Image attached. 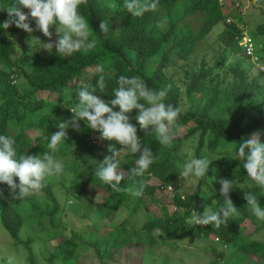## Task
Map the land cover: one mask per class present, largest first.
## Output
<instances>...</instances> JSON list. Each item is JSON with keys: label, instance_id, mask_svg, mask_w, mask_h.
Instances as JSON below:
<instances>
[{"label": "trees", "instance_id": "obj_1", "mask_svg": "<svg viewBox=\"0 0 264 264\" xmlns=\"http://www.w3.org/2000/svg\"><path fill=\"white\" fill-rule=\"evenodd\" d=\"M10 2L12 0H0V7L8 6ZM123 4L124 0H113L111 3L108 0H88L87 5H81L79 11L88 19L92 29L90 39L95 38L98 43L94 49L75 52L69 57H61L55 48L50 52L39 49L30 56L16 57L17 46L14 37L25 30L15 24L7 28L8 30L4 29L2 24L8 14L6 10L0 9V135L14 137L19 154L42 155L50 152L47 147L50 135L58 131L54 116L61 112L60 104L65 100H69L72 105L76 104V89L81 82L97 87L96 94L105 101L114 98L113 89L118 87L117 81L122 75L142 79L154 90L167 87L165 102L182 106L184 109L173 127L175 139L171 147L161 145L154 132L146 135L139 128L135 120L137 110L134 109L130 114V122L137 126L141 143L159 156L143 177L135 178L144 183L143 195L134 197L123 191L113 192L106 184L104 188L110 194L95 208L100 218L113 221L121 207H129V201L134 203L132 213H136L146 205L147 199L150 205L163 204L166 197L170 196L174 210H162L161 216L147 219L142 227L147 240L154 244L155 231H159L162 237L177 239L191 226L186 221L202 195L203 178L199 179L196 187L186 191L185 197L184 194H177L169 189L180 175V166L184 160L182 150L186 141L198 137L199 143L195 148L197 158L205 157V150L216 152L220 147L232 144L234 155L218 162L216 167L227 174L237 171L255 183L248 177L246 169L243 168L244 162L237 152L239 143L254 133H258L264 143V83L257 77H251L241 63L230 68V79L225 82L220 78L228 76L222 77L215 72L216 67L222 64L220 55H216L215 61L211 62L208 60V54L200 50L199 46L207 43L215 27L223 23L224 29L219 36L222 43L227 47L238 46L242 51L239 42L245 31L238 23L228 22L235 13L225 8V4L220 0H158L157 10L147 12L141 17L132 16ZM24 11L27 13L29 10ZM262 12L256 33L264 36V11ZM103 20L108 21L107 34L101 33L99 29ZM30 26L35 29V20H32ZM50 30L56 36L55 29ZM97 65H102L105 69L103 75L106 87L102 93L99 91L101 74L96 72ZM89 70L95 71L91 81L86 77ZM17 78H23L24 81L18 83ZM42 93L56 97L58 104H52L50 99L40 96ZM50 103L54 108L47 111ZM114 110H119L118 106ZM32 121L38 131V138L35 139L28 134V126ZM96 142L104 144L102 152L105 155L110 154L108 146L112 144L119 153L117 158L124 169L136 166L138 154L131 153L128 148L124 153L125 147L115 141L102 139L99 132L91 129L84 120L80 121L79 130L68 129V139L61 142L57 152L51 154L63 155L79 150L84 151L88 157L95 156L98 155L94 153L96 145L93 144ZM78 158L82 160L84 156L80 154ZM73 165V172L78 177H70L71 181H74L70 185L63 180L61 186L69 191V197L80 200L83 199L80 194L84 186L91 182L102 185V181L95 176V166H90L89 172L83 174L78 172L76 162ZM15 179L18 183V178ZM57 183L59 184L54 179L44 182L45 186L39 191H34L32 197H29H41L47 205H53V210L47 213L41 209V204L33 205L35 211H42V215L47 213L46 215L54 216L62 209L61 197L58 194L61 187L57 189ZM132 184L133 178L126 177L120 187L125 188ZM0 189L4 190V196L7 197L0 199V222L9 231L12 239L28 244L32 237H28V241L19 238L25 224V214L17 208L20 202L28 197L12 199L8 186L3 183H0ZM262 191L264 189L256 184L234 188L230 192V198L238 208L239 215L232 217L226 225L219 228L203 226L204 236L209 237L215 233L225 243L237 242L243 234L240 222L247 208L244 193L257 195L261 207H264ZM215 200L212 211L224 204L220 190L209 198L208 204L214 203ZM43 218L44 216L41 220ZM262 228L264 222L257 226V230ZM78 237L74 234L69 239L62 240L58 244L59 252L54 254V258L69 255L71 259L75 251L82 246ZM122 237L123 234H120L114 239L116 248L128 242ZM135 237L142 239L140 235ZM240 249L241 253L250 259L257 258L264 262V242L251 240ZM109 254H112L109 249L101 253L102 256ZM212 264H216V260Z\"/></svg>", "mask_w": 264, "mask_h": 264}, {"label": "rangeland", "instance_id": "obj_2", "mask_svg": "<svg viewBox=\"0 0 264 264\" xmlns=\"http://www.w3.org/2000/svg\"><path fill=\"white\" fill-rule=\"evenodd\" d=\"M112 1L108 0L109 3ZM223 1L225 8H229L235 13L234 17L228 19V22L238 23L246 32L245 34L253 38L255 56L247 57L238 46L227 47L222 43L219 36L224 29L223 23L215 27L208 37L207 43H202L199 46L200 50L208 54V60L210 59L211 62L215 61L214 57L216 55H220L222 64L216 67L215 72L222 77L228 76V78H220L225 82L230 79V68L237 63H241L251 77H257L264 83V36L256 33V27L259 24L262 11H264V0ZM36 38L43 42L49 41V38L45 37L41 31L34 30L32 33L22 31L18 33L14 37L17 46L15 56H30L35 51L43 49L37 44ZM51 39L55 40L56 36L53 35ZM94 73V70L87 72L86 77L89 78V81H91ZM16 81L21 83L24 79L17 78ZM40 96L50 99L52 104H58L55 100L56 97L54 98L52 95L42 93ZM52 104L47 111L54 108ZM74 106L69 100H65L60 104L61 112L54 116L57 122L70 119L73 115L70 108ZM35 128V122L32 121V124L28 126V134L34 139L38 138V131ZM198 143L197 136L185 142L182 150L184 154L183 164L192 158H197L195 148ZM93 145H96L94 153L98 155L88 157L84 151L79 150L63 155H54L65 165L61 174L46 177L45 180L47 182L54 179L59 182V184H56L57 189L61 187L58 194L61 197L63 207L57 214L54 216L46 215L53 210V205H47L41 197L29 198L32 197L33 192L27 196L28 198L20 202L17 208L25 214V224L19 238L20 240H27L28 237H32L28 244L12 239L9 231L0 222V264H9V257L13 258L12 264H212L215 260L216 264H264L257 258L250 259L241 253L240 247L248 241L264 242V228L257 230V226L263 222L259 221L247 208L244 210L240 222L243 234L237 242L225 243L215 233L205 237L203 226L191 225L177 239L162 237L159 231H155L154 238L156 241L152 244L151 241L147 240L146 232L143 231L142 227L147 219L161 216L162 210L173 208L170 196L166 197L163 204L153 203L150 205V201L147 199V203L145 202L147 206L144 205L136 213H132L134 203L129 201V207H121L113 221L108 218H100L95 211L97 205L103 203L110 194L104 188L105 183L101 182L102 185H100L91 182L84 186L80 194L83 199L78 200L69 197V191L61 184L63 180L69 185L73 184L74 181H71L70 177H78L73 172L74 162L77 164L78 172L87 174L91 168L90 166H94L91 162L96 160V164H98L105 156V153L102 152L104 148L102 142H96ZM126 151L127 148L125 147L124 153ZM233 151L232 144L228 147H220L216 152L205 150V157L212 160V162L209 165L207 174L203 177L202 195L195 206L197 212L201 213L205 208L212 210L216 200L212 204H208V200L216 191L220 190L221 185L218 183L220 178L237 180L236 187L255 185L237 171L227 174L226 171H219L216 167L218 162L231 158L234 155ZM80 154L84 156L82 160L81 157L78 158ZM71 166L73 167L71 168ZM63 177L66 179H63ZM199 179L191 175L187 178L179 175L169 189L177 194H184L183 197H185L186 191L199 184ZM98 180L100 179L98 178ZM173 194L171 195L173 196ZM41 204V209L47 211L44 215H42V211L37 212L33 208V205L41 206ZM43 216L44 218L41 220ZM56 234H60V236ZM74 234L79 236L78 239L82 244L81 248L75 251L71 259H69V255H57L58 257L55 256L54 258V254L59 252L58 244ZM120 234H123L122 239L125 238L128 242H125L120 248H116L114 239H117ZM132 234L140 235L142 239ZM254 236L260 238L253 239ZM108 249L112 254L102 256L101 253Z\"/></svg>", "mask_w": 264, "mask_h": 264}, {"label": "clouds", "instance_id": "obj_3", "mask_svg": "<svg viewBox=\"0 0 264 264\" xmlns=\"http://www.w3.org/2000/svg\"><path fill=\"white\" fill-rule=\"evenodd\" d=\"M88 0H12L8 6L0 7L6 10L8 18L3 22L4 29L15 24L16 27L32 33L39 30L48 42L36 38L37 44L49 52L55 48L61 57H69L75 52H87L97 46L98 41L91 38L92 29L88 19L79 11L81 5H87ZM115 8V5H109ZM123 7L132 16L141 17L145 13L157 10L158 0H124ZM24 9L29 11L26 13ZM35 20V29L30 24ZM159 26V25H158ZM55 29L56 39L52 40ZM100 32H109L108 21L103 20L99 24ZM102 65H97L96 72L100 73L99 91L102 93L106 87ZM118 87L113 89L114 98L105 101L97 93V87L81 82L76 89V104L70 108L73 115L70 119L57 122L58 131L50 135L48 149L50 152L29 155L19 154L17 141L12 136L0 135V183L8 186L12 199H22L34 191H39L45 186L46 177L58 176L64 171V163L55 158L51 153L58 151L61 142L68 139V129H80V121H86L87 125L100 133L102 139L115 141L118 145L128 148L131 153L138 154L136 166L124 169L117 158L119 153L112 144L108 146L109 155L96 164L95 176L103 183L110 186L113 192H126L134 197H140L144 192V183L137 181L145 175L150 166L159 159L150 147L141 143L137 134V126L130 122V114L135 109V120L139 128L148 135L154 132L159 143L171 147L175 139L173 127L180 115L183 114L182 106H174L166 103L168 88L154 90L148 87L146 82L137 77L120 76ZM118 106L119 110H114ZM237 155L244 162L248 177L255 184L264 189V143L260 135L254 133L249 138L243 139L238 146ZM212 160L207 157L192 158L181 165L180 176L187 178L190 175L203 178ZM133 178L132 186L121 188V182L126 178ZM15 178H18V183ZM217 178L215 177V180ZM220 194L224 197L223 206L212 211L207 208L203 213L194 210L186 223L190 225H211L219 228L226 225L228 220L239 215L238 208L230 198V192L237 186V180L220 178ZM264 195V191L261 192ZM0 199H7L4 190L0 189ZM247 202V210L259 221L264 222V207H261L257 195L244 193ZM260 237L254 236L253 239ZM9 264L13 258L9 257Z\"/></svg>", "mask_w": 264, "mask_h": 264}, {"label": "built area", "instance_id": "obj_4", "mask_svg": "<svg viewBox=\"0 0 264 264\" xmlns=\"http://www.w3.org/2000/svg\"><path fill=\"white\" fill-rule=\"evenodd\" d=\"M221 3H223L224 1L223 0H220ZM246 32H244V35L242 37V41L241 43L239 42L244 54L248 57H253L255 56V43H254V40L253 38L248 35V34H245Z\"/></svg>", "mask_w": 264, "mask_h": 264}]
</instances>
